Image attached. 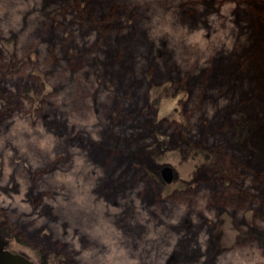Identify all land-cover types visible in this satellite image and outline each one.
<instances>
[{"label":"rangeland","instance_id":"rangeland-1","mask_svg":"<svg viewBox=\"0 0 264 264\" xmlns=\"http://www.w3.org/2000/svg\"><path fill=\"white\" fill-rule=\"evenodd\" d=\"M0 234L33 264H264V0H0Z\"/></svg>","mask_w":264,"mask_h":264},{"label":"water","instance_id":"water-1","mask_svg":"<svg viewBox=\"0 0 264 264\" xmlns=\"http://www.w3.org/2000/svg\"><path fill=\"white\" fill-rule=\"evenodd\" d=\"M161 176L165 183H170L173 179V170L169 166L163 167ZM0 264H33L28 258L13 254L7 250H4V243L0 238Z\"/></svg>","mask_w":264,"mask_h":264},{"label":"flooded vegetation","instance_id":"flooded-vegetation-1","mask_svg":"<svg viewBox=\"0 0 264 264\" xmlns=\"http://www.w3.org/2000/svg\"><path fill=\"white\" fill-rule=\"evenodd\" d=\"M0 237H2L1 234H0ZM2 238H3V237H2ZM1 240H2V239H1ZM2 242L4 243L3 240H2ZM4 250H7V251H9V252H11V253H13V254H18V255H21V256H24V257L28 258L27 256H25V255H23V254H21V253H18V252H14V251L9 250V249L5 246V243H4Z\"/></svg>","mask_w":264,"mask_h":264}]
</instances>
